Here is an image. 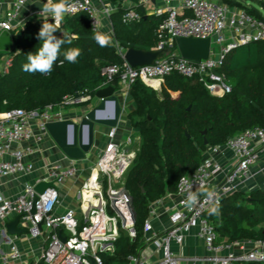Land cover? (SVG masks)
<instances>
[{"label": "built area", "instance_id": "1", "mask_svg": "<svg viewBox=\"0 0 264 264\" xmlns=\"http://www.w3.org/2000/svg\"><path fill=\"white\" fill-rule=\"evenodd\" d=\"M27 2L16 0L10 10L2 12L0 9V35L5 31L11 33L18 26L19 15ZM68 8L64 15L86 12L92 29L100 32L99 11L92 0H73L68 3ZM105 11L109 13L108 9ZM164 13L163 9L155 12L156 15ZM166 15L157 29L156 48L170 50L177 37L209 39L208 58L196 63L182 58L178 51H170L152 65L131 67L124 60L126 50L115 43L123 62L104 67L105 82L99 89L112 86L117 80L127 92L137 82L157 91L167 77L179 75L197 79L211 96L222 97L231 92L221 71L227 55L239 46L264 41L263 21L218 0H180L179 5L170 7ZM122 19L127 24L137 23L142 14L130 9ZM11 63L12 58H8L0 74L7 73ZM94 98L95 94L84 89L64 97L59 108L47 105L40 111L12 109L1 113L0 179L31 174L34 163L29 158L38 152L33 143L39 144L49 135L46 125L65 120L66 107L89 104ZM113 113L112 110L110 114ZM134 143L131 137L116 139L115 128L111 129L108 143L95 165L89 168L88 177L80 188V222L74 210L63 215L55 213L60 201L58 185L80 173L75 164L50 166L47 169L49 179L43 181H52L55 187L46 189L41 195L35 191L36 184L26 185L13 197L0 194V234L8 246V250L0 255V264H106L102 256L115 253L123 232L135 240L136 214L125 182L137 153ZM206 152L195 171L182 176L175 192L164 197L175 196L176 200L164 209L169 223L163 231L155 230L153 221L159 218L158 210L164 198L150 205L143 226L144 246L129 255L124 264H264V239L230 243L219 236L206 218L211 207L217 202L220 205L235 192L264 189V128L246 129L223 145L208 147ZM217 156L224 158V162ZM201 189L215 195L208 199L201 193L194 205H187L189 191ZM33 208L35 213L32 215ZM16 217H20L17 227L26 230L24 236L30 239L46 237L47 245L39 259L25 260L15 241L18 236L8 234L7 225ZM189 237L201 241L204 254L185 253Z\"/></svg>", "mask_w": 264, "mask_h": 264}, {"label": "trees", "instance_id": "2", "mask_svg": "<svg viewBox=\"0 0 264 264\" xmlns=\"http://www.w3.org/2000/svg\"><path fill=\"white\" fill-rule=\"evenodd\" d=\"M110 1L118 4L111 15L118 48H156L157 29L167 15L144 18L140 12L139 22L127 24L122 19L126 10L120 5L124 0ZM219 1L264 22V0ZM43 22L28 21L13 30L12 63L7 73L0 74V113L12 109L40 111L47 105L59 108L64 97L84 89L94 95L105 82L104 67L123 62L116 46L101 47L95 41L97 32L89 15L79 12L64 15L54 33L58 38L64 33L71 43L62 45L52 71L46 75L25 72L22 65L28 62V53L41 46L38 32ZM69 48L81 50L75 63L64 59ZM170 51H177L175 44ZM60 61H64L62 66ZM221 71L231 87L222 97L211 96L197 79L179 75L167 77L160 94L141 82L131 87L136 109L128 117L141 140L125 182L133 198L137 237L132 240L123 232L115 253L105 255L109 264H123L139 251L150 205L166 193H174L178 180L195 171L208 147L223 145L246 129L264 128V41L233 49ZM112 85L120 89L117 80ZM206 218L230 243L264 239V189L235 192L221 202L219 215L207 212Z\"/></svg>", "mask_w": 264, "mask_h": 264}, {"label": "crops", "instance_id": "3", "mask_svg": "<svg viewBox=\"0 0 264 264\" xmlns=\"http://www.w3.org/2000/svg\"><path fill=\"white\" fill-rule=\"evenodd\" d=\"M15 1L16 0H0L1 11L6 12L10 10ZM71 1L73 0H68V3ZM140 1L144 6L146 16L155 15V12L158 9H163L165 11L164 14H166L167 10L170 7L179 5L180 2V0H140ZM35 2L46 3L47 0H28L26 5L21 10L17 22L18 26H16L14 30L17 27L24 26L28 21H36L39 19L44 20V18L38 15V13L33 14L31 12V5ZM92 2L93 5L99 11L100 33L109 34L112 37L111 44L115 46V43L117 42L115 39L111 15L114 12H116L118 8V4L113 3L110 0H92ZM120 5L126 11L130 9L139 11L134 6V4H132L128 0L122 1ZM105 9H108L109 13H107ZM11 36L13 37V31L11 32ZM161 90L162 89L160 88L156 92L160 94ZM116 95L119 98L122 109L118 125L115 128L116 139L125 140L126 138L131 137L132 140H134V142H136V140H141L138 129L132 126L128 117L129 114L136 109V103L132 98V96L130 95V91L127 92L125 90H122V88L120 87L119 90H116ZM96 99H97L96 97L93 99L92 101L93 104L92 102L89 104H85L88 106H84L81 108L70 107L69 110H65V119H72L75 121L78 120L79 118L84 116L87 112H89L94 106L99 104V100ZM106 115H109V113ZM110 132H111V128H107L104 126L103 127L96 126L95 145L92 151L87 155L86 159L81 161H72L68 159L60 150V148H58L55 142L52 140L50 135L46 136L43 139V141L40 142L39 144L33 143L34 147H36V149L38 150L36 155H33L29 158V160H31L34 163V171L29 175H16V176L0 179V194L6 197H13L16 194L20 193L26 185H35L38 182H42L44 179H49L47 169L50 166L60 165L62 167H67L71 164H75L79 167L80 173L78 174V176L72 179L65 180L58 185L60 192V201L56 207L55 213L58 215H63L70 210H74L76 212V218L80 222L82 218V214L80 209L81 206L78 200L79 191L82 184L85 182L86 178L88 177L89 168L95 165L100 153L104 150L106 144L108 143V135L110 134ZM137 150L138 149H136V151ZM206 155L207 152L205 151L203 157H206ZM217 158L220 161L224 162V158L220 156H217ZM166 194L162 198H164ZM175 200H176L175 196H172L171 199L164 198L162 200V204L158 210L159 218L153 221L155 230L163 231L168 226L169 218L168 215L164 212V209L167 208L170 204H172V202ZM17 236L18 237L16 238L15 241L18 243L19 247L24 253V259L25 260L39 259L42 251L47 245L46 237L43 236L42 238L39 239H30L27 236H24V233ZM142 241H143V237L140 243H142ZM7 250H8V246L4 242V239L0 234V255L6 252ZM184 250L185 253H187L188 255L204 254V248L201 241L193 237H189L187 239Z\"/></svg>", "mask_w": 264, "mask_h": 264}, {"label": "water", "instance_id": "4", "mask_svg": "<svg viewBox=\"0 0 264 264\" xmlns=\"http://www.w3.org/2000/svg\"><path fill=\"white\" fill-rule=\"evenodd\" d=\"M145 15V9L140 0H128ZM44 3L35 2L31 5V12L37 14L41 11ZM49 23L53 20L48 19ZM175 46L180 56L188 61L200 62L209 56L211 44L209 39L175 38ZM14 50V41L10 32H3L0 35V53H11ZM167 48L136 49L129 48L124 53V60L131 67H142L152 65L165 55L169 54ZM95 97L99 104L94 106L89 112L78 120L65 119L63 121L51 122L46 125L48 134L60 148L63 154L72 161L85 160L95 145V127L97 125L107 128H116L121 116V105L116 89L113 86L101 88L95 92ZM114 111L113 115L110 114ZM109 115H106L108 114ZM203 131L202 135H206ZM207 145V141H205ZM55 187L54 182L43 181L35 185V191L41 195L46 189ZM38 197L35 198L36 202ZM35 213V208L31 214ZM20 217H16L13 222L7 225L9 235H21L25 233L24 228H18ZM40 227V225H39ZM63 242L65 239L63 238Z\"/></svg>", "mask_w": 264, "mask_h": 264}, {"label": "clouds", "instance_id": "5", "mask_svg": "<svg viewBox=\"0 0 264 264\" xmlns=\"http://www.w3.org/2000/svg\"><path fill=\"white\" fill-rule=\"evenodd\" d=\"M23 3V0H21ZM69 10L68 0H47L43 4L41 11L38 15L45 17L44 22L38 32V39L42 42L41 46L35 53H28L27 63L22 65V70L28 73L39 72L42 75L49 74L52 71L53 65L57 61L60 55V49L65 43H71V39L67 38L63 33V38H58L54 33L59 29L60 22L63 19L64 14ZM49 17L54 22L49 23ZM95 41L101 46L106 47L112 43V37L106 33L97 32L94 37ZM81 54L79 48H69L64 53V59L69 63H75ZM64 61H60L61 66ZM203 193L208 199H212L215 195L211 191H205L201 189L199 192L189 191L187 195L186 203L191 206L194 205L199 195ZM210 215H219V204L209 209Z\"/></svg>", "mask_w": 264, "mask_h": 264}, {"label": "rangeland", "instance_id": "6", "mask_svg": "<svg viewBox=\"0 0 264 264\" xmlns=\"http://www.w3.org/2000/svg\"><path fill=\"white\" fill-rule=\"evenodd\" d=\"M219 1V0H218ZM221 2V1H220ZM247 4V6L250 4V2L249 3H246ZM8 58H11V56L9 55V53H1L0 54V69H3V67H4V65H5V62H6V60L8 59ZM97 100V99H96ZM92 104H93V102H92ZM84 106H88V105H83V106H77V107H75V108H81V107H84ZM69 108L70 107H68V108H66L65 110H69ZM97 127H100V125H97ZM103 127V126H102ZM136 144H135V147H136V149H138V147H139V144H140V140H136V142H135ZM130 192V191H129ZM131 194V193H130ZM103 257V259L105 260V262H106V264H109L108 263V261L106 260V258H105V256H102Z\"/></svg>", "mask_w": 264, "mask_h": 264}]
</instances>
